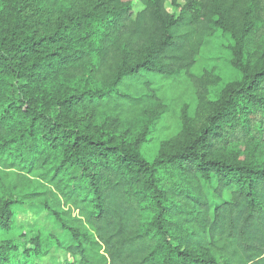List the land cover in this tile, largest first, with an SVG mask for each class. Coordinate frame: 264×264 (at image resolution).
I'll list each match as a JSON object with an SVG mask.
<instances>
[{
	"label": "trees",
	"instance_id": "obj_1",
	"mask_svg": "<svg viewBox=\"0 0 264 264\" xmlns=\"http://www.w3.org/2000/svg\"><path fill=\"white\" fill-rule=\"evenodd\" d=\"M138 1L139 12L125 0H0V167L40 176L79 213L81 226H66L46 206L81 264H264V166L213 156L264 142V64L238 60L241 81L205 124L152 161L141 139L83 119L94 108L134 113L147 102L137 94L155 98L162 82L198 88L201 48L230 16L221 0ZM15 202L0 201V232ZM28 252L0 239V264Z\"/></svg>",
	"mask_w": 264,
	"mask_h": 264
},
{
	"label": "rangeland",
	"instance_id": "obj_2",
	"mask_svg": "<svg viewBox=\"0 0 264 264\" xmlns=\"http://www.w3.org/2000/svg\"><path fill=\"white\" fill-rule=\"evenodd\" d=\"M125 1H132L136 12L143 9L138 0ZM221 1L230 16L227 27L215 29L201 48L192 70L200 79L198 88L186 80L162 82L155 98L145 92L137 94V97L145 95L147 102L134 113L110 108L89 111L83 119L90 128L129 143L141 139L142 153L151 161L162 151H173L190 140L193 131L202 127L214 113L225 92L241 81L238 60L251 68L264 64V0ZM166 8L169 13L179 12V8L171 3H167ZM220 150L214 151L213 156L264 166V142H239ZM190 181L185 176L179 178L181 187L192 189ZM192 182L194 186L200 184L211 204L220 202L204 181L192 179ZM51 188L52 185L36 174H22L0 167V201H16L10 231L0 232V239L13 240L21 252L29 250L16 264H81L79 258L68 252L69 231L54 222L46 206L57 209L66 226L80 227L77 220L81 218L78 212L59 206L58 195ZM226 197L229 198L228 194ZM150 220L151 216L147 217V221ZM84 225L91 231L90 226ZM186 229L184 226L182 232Z\"/></svg>",
	"mask_w": 264,
	"mask_h": 264
}]
</instances>
